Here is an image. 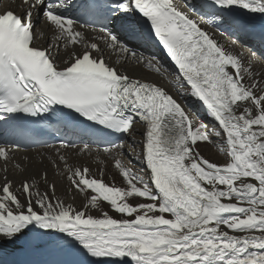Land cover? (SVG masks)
<instances>
[{"label": "snow or ice", "instance_id": "1", "mask_svg": "<svg viewBox=\"0 0 264 264\" xmlns=\"http://www.w3.org/2000/svg\"><path fill=\"white\" fill-rule=\"evenodd\" d=\"M210 28L264 43V0H0V264H264V60ZM38 122L97 146L30 171Z\"/></svg>", "mask_w": 264, "mask_h": 264}, {"label": "bare ground", "instance_id": "2", "mask_svg": "<svg viewBox=\"0 0 264 264\" xmlns=\"http://www.w3.org/2000/svg\"><path fill=\"white\" fill-rule=\"evenodd\" d=\"M5 3V1H4ZM216 37L217 39L224 45L232 48L234 51L236 52H242L244 54L245 57L247 58H253L257 61L262 60L257 54H255V56L253 57V52L250 51L249 49L245 48L243 46V43L239 42V41H229V40H225L223 35L219 34L218 32H216ZM257 67H259V64L256 65ZM189 106L193 109V111H195L197 113L198 116H200L199 114V105L196 103H193V101L191 99L186 101ZM206 118V117H205ZM137 131H136V138L140 139L141 137V128L136 127ZM201 152L206 156L209 157L211 159L214 160H222V156L219 152V148L216 147L215 145H201ZM73 161H77V159H71ZM78 162H80L81 164L87 163L88 166L90 168H92L93 171L97 170V163L95 162H91L88 161L87 158H79ZM45 166H47L49 168V178L50 179H55L56 183H57V194H63L66 191L67 185L65 182H63L59 177H56L53 174V170L51 168V166L47 163L44 162ZM37 167V162H32V164L29 166L30 171H35ZM109 175H115V171L114 169H111L109 167V171H108ZM10 178L13 179H18L19 177L13 172L11 171V173L9 174ZM117 182H119V178L117 177ZM66 202H70L73 203L77 208L81 207L83 200L82 197L77 196L75 199H72L71 196H66L64 197ZM93 215H97V213H93Z\"/></svg>", "mask_w": 264, "mask_h": 264}]
</instances>
